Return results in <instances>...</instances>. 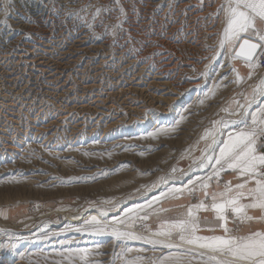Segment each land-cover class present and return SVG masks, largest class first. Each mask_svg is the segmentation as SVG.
I'll return each mask as SVG.
<instances>
[{"label":"rangeland","instance_id":"374dc122","mask_svg":"<svg viewBox=\"0 0 264 264\" xmlns=\"http://www.w3.org/2000/svg\"><path fill=\"white\" fill-rule=\"evenodd\" d=\"M228 2L0 0V245H14L0 248V264H215L209 250L153 233L203 202L197 235L225 234L199 184L161 196L212 175L198 165L218 122H235L221 139L255 127L264 154V125L245 112L264 119V97L249 104L264 71L255 82L252 62L233 58L239 41L219 48ZM237 174L212 177L208 193ZM149 201L151 230H124L180 247L78 231ZM245 212L252 219L226 211L231 234L264 233V208Z\"/></svg>","mask_w":264,"mask_h":264},{"label":"snow or ice","instance_id":"6c2138e0","mask_svg":"<svg viewBox=\"0 0 264 264\" xmlns=\"http://www.w3.org/2000/svg\"><path fill=\"white\" fill-rule=\"evenodd\" d=\"M225 11L227 14L226 27L219 41V48H234L243 35H248L259 40L260 43H253L250 39H243L239 50L233 58L250 60L257 48L264 47V31L257 29L254 23L257 17L264 21V0H229ZM219 54L217 52L214 55ZM257 94L264 97V80H261L260 85L254 89L253 101H250L249 104L255 101ZM245 112L247 116H251L253 125H264V119L258 121L255 115L247 112V109H245ZM261 113H264V108L261 109ZM240 122L246 123V119ZM218 123L220 128H226L229 123L235 122ZM220 128H216L210 133L213 139L207 147L208 155L202 158L198 165L201 169L211 166L212 175L204 180L197 178L195 181H189V186L184 189H169L166 193L162 192L161 196L171 195L175 197L177 193L183 194L184 191L191 193L195 190L194 186L199 184V187L204 190L205 197H208V180L212 179V177L219 178L220 174L226 170L237 171L239 176L245 177L244 183L233 186L229 182L223 192L211 194L213 201L211 208L215 211L217 220L222 222L219 227L223 228L225 234L197 235L200 224L198 217L195 216V210L208 207L201 202L189 207L186 214H181L176 219L163 220L159 229L153 235L168 239L175 234L181 242L209 250L212 255H209L208 259L215 261V264H264V233L254 232L248 236H234L231 234V229L227 227V216L225 215L226 211L231 209L241 220H250L252 217L247 215L245 212L246 208H264V154H257L256 128L239 133H228L226 139L220 138L222 135ZM259 130L264 133V127ZM160 181L166 183L164 178H160ZM250 181H255V187L247 186ZM152 187H159V184H153ZM246 196L251 197L253 202L241 204L240 200ZM218 198L220 202H216ZM155 199L158 200L159 198ZM118 206V204H115L113 208ZM151 207L152 201H149L146 205H137L133 208L125 209L124 216L122 218H114L111 223L92 217L85 222V228L78 229V231H90L96 235L110 234L117 240H144L145 243L153 246L163 245L165 248L180 247V245L166 243L164 239H152L138 235L132 230H124L125 228L133 229L137 225H142L150 231L151 229L144 222L148 220L150 215L146 209ZM159 211L166 212L168 210L160 209ZM141 212H144L143 216L140 215ZM106 215V212L102 213V216ZM109 228L111 229L110 232H108ZM4 247L11 249L14 245H0V248ZM188 251H191V249H188ZM201 255H204V253H201ZM166 259L171 261V264H183L181 255H169ZM161 264H163V261H161Z\"/></svg>","mask_w":264,"mask_h":264},{"label":"crops","instance_id":"0c3cea01","mask_svg":"<svg viewBox=\"0 0 264 264\" xmlns=\"http://www.w3.org/2000/svg\"><path fill=\"white\" fill-rule=\"evenodd\" d=\"M254 61V60H253ZM252 61V62H253ZM249 63V62H248ZM254 63H256V62H254ZM254 63H252L251 65H253V67H256V71H255V74H254V77H257V79L255 80V82H257V80H260V78H259V76H260V73H258V72H260V70L258 69V67L256 66V64H254ZM262 77V76H261ZM257 87L259 86V84L258 83H256L255 84ZM254 85V86H255ZM253 86V87H254ZM248 89H250V88H248ZM262 135H264V133H262ZM264 137V136H263ZM263 141H264V138H263ZM244 180H245V177H242V176H239V174H237V175H235V176H232V177H230V180H228L230 183H231V185H237V184H241V183H244ZM234 181H236V182H234ZM211 186L213 187V190L211 191V189H210V196H211V194L212 193H219V192H221V191H218V190H220V188H218V186H214L213 184H211ZM248 187H255V184H254V181H250L249 182V184L247 185Z\"/></svg>","mask_w":264,"mask_h":264},{"label":"water","instance_id":"95a60500","mask_svg":"<svg viewBox=\"0 0 264 264\" xmlns=\"http://www.w3.org/2000/svg\"><path fill=\"white\" fill-rule=\"evenodd\" d=\"M243 39H250L251 42H253V43H258V44L260 43L259 41L254 40V39H252V38H250V37H248V36H244V37H242V39L239 41V43H238V45H237V47H236V49H235L234 55H236V52L239 50L240 43H242V40H243ZM259 49H260V48H257V50L255 51V53H253L252 58H251L250 60H246V59H244V58H241V59H244V60H246V61H248V62H252V61L255 59L256 54L258 53Z\"/></svg>","mask_w":264,"mask_h":264},{"label":"built area","instance_id":"2783aa9c","mask_svg":"<svg viewBox=\"0 0 264 264\" xmlns=\"http://www.w3.org/2000/svg\"><path fill=\"white\" fill-rule=\"evenodd\" d=\"M256 66L258 67L259 70L264 71V47L259 52V55H258L257 60H256Z\"/></svg>","mask_w":264,"mask_h":264},{"label":"bare ground","instance_id":"6f19581e","mask_svg":"<svg viewBox=\"0 0 264 264\" xmlns=\"http://www.w3.org/2000/svg\"><path fill=\"white\" fill-rule=\"evenodd\" d=\"M260 42V41H259ZM76 47V46H75ZM78 49V48H77ZM263 49V47H260V49H259V51H258V53L256 54V57H255V59H254V61L252 62V63H254V62H256V60H257V57H258V55H259V52L261 51ZM234 52H235V50H234ZM233 52V53H234ZM23 54V53H22ZM16 55V54H15ZM234 55V54H233ZM235 56V55H234ZM34 60V59H33ZM7 61V60H6ZM32 61V60H31ZM42 62V61H41ZM40 62V63H41ZM38 64V63H37ZM43 65V64H42ZM49 66V65H48ZM101 66H102V64H101ZM45 67V66H44ZM96 67V66H95ZM98 67V66H97ZM47 71H48V69H47ZM56 71V70H55ZM57 72H58V70H57ZM63 72V71H62ZM53 73V72H52ZM43 76V75H42ZM8 100V99H7Z\"/></svg>","mask_w":264,"mask_h":264}]
</instances>
